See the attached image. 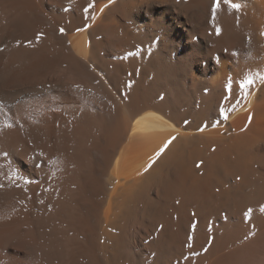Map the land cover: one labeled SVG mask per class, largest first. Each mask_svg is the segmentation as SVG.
Wrapping results in <instances>:
<instances>
[{
    "label": "bare ground",
    "instance_id": "obj_1",
    "mask_svg": "<svg viewBox=\"0 0 264 264\" xmlns=\"http://www.w3.org/2000/svg\"><path fill=\"white\" fill-rule=\"evenodd\" d=\"M232 2L0 0V264H264V0Z\"/></svg>",
    "mask_w": 264,
    "mask_h": 264
},
{
    "label": "snow or ice",
    "instance_id": "obj_2",
    "mask_svg": "<svg viewBox=\"0 0 264 264\" xmlns=\"http://www.w3.org/2000/svg\"><path fill=\"white\" fill-rule=\"evenodd\" d=\"M221 2H223L225 5H227V7L229 9L236 10V11H239L240 10L241 5L239 3L232 2V0H212L211 13H212V16L213 17H215L218 9L220 8ZM92 7H93V5L92 4H89L87 7L84 8V12L87 13L88 10L90 8H92ZM60 31H61V33H63L64 30L63 29H60ZM215 33H216L217 36H219L221 34V28L219 26L216 27ZM42 35H43L42 33H38L37 34V36H36L37 41L40 40V38H41ZM261 35L264 36V32H262ZM261 79H264V76H262ZM252 83H253L252 79H245L240 84L241 90H243L248 85H251ZM226 88H228V90H230V86H226ZM221 115L224 116L225 119H227V116L225 115L223 109H221ZM213 126H215V125H213ZM201 130H203V129H201ZM173 139H175V138L173 137ZM169 143H171V141L166 142L164 144V147L160 149V152H163L164 149L168 147ZM160 152L157 153V156L160 155ZM200 166H201L200 164H197V167H200ZM237 179H239V177H237ZM261 211L264 212V207L261 208ZM251 213H252V209L251 208H249L247 211H245L243 213V215H244V217H245L246 220L250 217ZM191 239H192V237H189V240H191ZM187 247L191 248L192 247V244L189 243L187 245Z\"/></svg>",
    "mask_w": 264,
    "mask_h": 264
}]
</instances>
